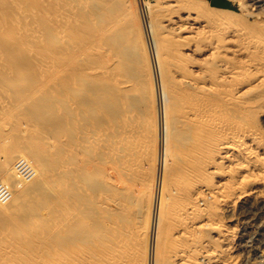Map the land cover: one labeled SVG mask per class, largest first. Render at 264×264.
<instances>
[{"label": "bare ground", "instance_id": "bare-ground-1", "mask_svg": "<svg viewBox=\"0 0 264 264\" xmlns=\"http://www.w3.org/2000/svg\"><path fill=\"white\" fill-rule=\"evenodd\" d=\"M146 2L0 0V264H241L233 222L264 210V23L214 10L195 49Z\"/></svg>", "mask_w": 264, "mask_h": 264}, {"label": "rangeland", "instance_id": "rangeland-1", "mask_svg": "<svg viewBox=\"0 0 264 264\" xmlns=\"http://www.w3.org/2000/svg\"><path fill=\"white\" fill-rule=\"evenodd\" d=\"M144 1L146 2L147 0ZM151 1H153L154 3ZM211 1L212 0H148L146 3L149 4L150 2L151 6L154 4L153 8L158 9V11L162 13V19L160 18V20L162 29L164 28L163 31L165 33H169L168 35L173 34L174 37L180 39L183 38L182 40L185 41L188 40L191 45H193V48L195 47V49H198L200 47L203 48L204 45H206L210 40H212V31L210 29H213L212 25L218 22L215 19L214 10H230L234 12V14L237 13L238 16L247 15L248 20L250 22L255 21L259 23H264V1L260 4H257L255 0H222L226 1L229 4L228 7L213 6L211 5ZM248 14L251 15L249 16ZM147 20L149 21L148 15ZM226 38L228 39L226 40ZM226 38L223 42V44L225 45L224 54H227V57L230 58L234 57L239 60L242 59V61H246L247 59H244V56L245 58H247L246 52L240 49V47H238V44L235 41L236 39L230 36ZM232 38L234 40H232ZM233 41L235 42L234 46ZM234 48H236L235 50L237 51V53L232 52ZM231 53L232 55H230ZM20 161L28 163V165L31 167L32 173L30 172L29 174L24 175V178L30 180V178L35 175V172L30 162L20 157L14 161L12 167H14L15 169L16 164ZM1 184L3 183L1 182ZM245 208L247 209L245 210L248 211V216L242 218L240 217V219L235 217V219H237L233 222L235 237L232 241V245L234 246L236 255L240 259H242L241 264H247L248 262V264H264V210H257L251 213L250 211L253 206H251L250 204H247Z\"/></svg>", "mask_w": 264, "mask_h": 264}, {"label": "built area", "instance_id": "built-area-1", "mask_svg": "<svg viewBox=\"0 0 264 264\" xmlns=\"http://www.w3.org/2000/svg\"><path fill=\"white\" fill-rule=\"evenodd\" d=\"M16 171L19 172V174L22 175H27L30 172L32 173V169L31 167L28 165V163L24 162V161H20L16 164L15 167ZM11 198L10 192L9 190L0 182V202H7L9 201Z\"/></svg>", "mask_w": 264, "mask_h": 264}, {"label": "water", "instance_id": "water-1", "mask_svg": "<svg viewBox=\"0 0 264 264\" xmlns=\"http://www.w3.org/2000/svg\"><path fill=\"white\" fill-rule=\"evenodd\" d=\"M211 5L219 6V7H228L229 6V4L226 1H222V0H212Z\"/></svg>", "mask_w": 264, "mask_h": 264}]
</instances>
